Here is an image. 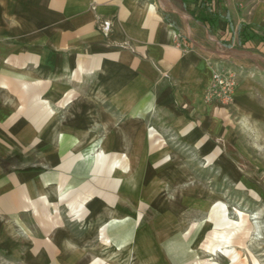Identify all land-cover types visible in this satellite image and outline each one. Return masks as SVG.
Returning a JSON list of instances; mask_svg holds the SVG:
<instances>
[{
	"label": "crops",
	"instance_id": "0c3cea01",
	"mask_svg": "<svg viewBox=\"0 0 264 264\" xmlns=\"http://www.w3.org/2000/svg\"><path fill=\"white\" fill-rule=\"evenodd\" d=\"M216 63L237 70L228 106L204 98ZM176 156L264 177V0H0V264H195L173 227L201 188L143 198ZM68 201L92 233H69Z\"/></svg>",
	"mask_w": 264,
	"mask_h": 264
},
{
	"label": "rangeland",
	"instance_id": "374dc122",
	"mask_svg": "<svg viewBox=\"0 0 264 264\" xmlns=\"http://www.w3.org/2000/svg\"><path fill=\"white\" fill-rule=\"evenodd\" d=\"M167 148L165 145L160 147V153L167 155L164 153ZM134 150L135 147L132 148L133 155ZM128 157L130 158L128 153L123 156L122 168L124 171L127 170V174L131 172L135 174L136 166L128 160ZM178 158L176 156L175 161L162 160L150 164L153 168L149 173H154L155 177L145 181L146 195L143 198L151 199L153 206H156L160 205L159 200L180 201L183 190L188 187L201 188L202 202L197 199L192 205L176 210L177 222L173 227L178 232L190 231L194 235L191 244L192 250L195 251L194 255L196 254L193 256L195 264H264V177L256 176L261 172L249 171L255 176L246 179L249 186L244 190L242 188L244 179L228 175L232 167L240 166V163L223 162L218 165L199 161L185 163ZM101 159L97 157L93 162L94 171L99 169ZM242 164L250 169L248 163ZM184 167L192 171L191 177L184 176ZM124 181L129 185L133 180L125 178ZM130 196H133L136 202L141 201L142 198L138 191ZM66 197V190L59 193L60 199H66ZM68 204L66 203L60 212L67 220L74 219L69 222V233L76 235L92 233L95 225L86 220L87 215H83V212L87 210L86 203L81 201L75 204L68 201ZM151 211L152 209H148L149 215L147 213L146 215L150 216ZM50 212L55 214L56 211ZM78 213L79 217L76 216ZM255 213H258V218H252ZM255 221L260 224L259 236L253 233L252 225ZM165 230L162 229L161 232L164 233ZM96 235H99L97 230ZM105 247L108 248L109 245ZM111 248L114 246L112 245ZM112 253L114 252L104 251L101 254L105 256L109 254L111 256L108 259L115 260L116 257L113 258ZM6 260L1 258V264H7Z\"/></svg>",
	"mask_w": 264,
	"mask_h": 264
},
{
	"label": "built area",
	"instance_id": "2783aa9c",
	"mask_svg": "<svg viewBox=\"0 0 264 264\" xmlns=\"http://www.w3.org/2000/svg\"><path fill=\"white\" fill-rule=\"evenodd\" d=\"M106 27L105 24H102ZM237 70L223 63H216L213 67L211 81L206 88L204 98L220 105L228 106L232 103L233 93L237 84Z\"/></svg>",
	"mask_w": 264,
	"mask_h": 264
},
{
	"label": "bare ground",
	"instance_id": "6f19581e",
	"mask_svg": "<svg viewBox=\"0 0 264 264\" xmlns=\"http://www.w3.org/2000/svg\"><path fill=\"white\" fill-rule=\"evenodd\" d=\"M129 179V178H128ZM252 218H258V213H255L253 216H252ZM254 227V229H253V233L255 234V235H258V233L260 232V224H259V222L258 221H255L254 223H253V225H252V228ZM254 235V236H255ZM259 236V235H258ZM257 237V236H256Z\"/></svg>",
	"mask_w": 264,
	"mask_h": 264
}]
</instances>
